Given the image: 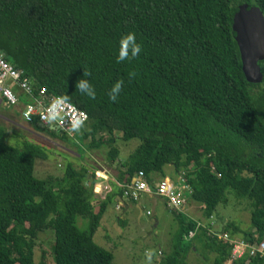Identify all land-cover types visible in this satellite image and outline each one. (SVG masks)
Returning a JSON list of instances; mask_svg holds the SVG:
<instances>
[{"label": "trees", "instance_id": "obj_1", "mask_svg": "<svg viewBox=\"0 0 264 264\" xmlns=\"http://www.w3.org/2000/svg\"><path fill=\"white\" fill-rule=\"evenodd\" d=\"M242 4L264 14V0H0L5 59L36 94L67 96L85 111L88 123L73 136L83 144L90 140V149L108 145L106 163L119 171L117 180L106 179L104 193L105 187L94 189L99 171L86 165L68 163L62 177L40 179L36 161L49 157L46 148L29 140L12 145L1 129L0 264H47L36 262L35 247L48 228L55 233V264H112L113 252L94 239L108 206L119 203L118 196L140 199L141 193L126 195L135 177L155 193V175L165 179L167 165L190 186L186 205L199 204L206 221L184 214L186 205L169 208L161 197L178 226L158 263L194 264L191 252L203 258L198 264H264L260 253L235 260L231 254L232 239L264 242V80L251 83L243 71L233 30ZM129 32L142 51L118 63L119 40ZM261 67L264 73V61ZM81 78L93 86L95 99L76 89ZM117 81L122 89L113 102L109 92ZM19 98L30 102L23 93ZM32 126L71 137L38 122ZM117 132L126 142L140 140L126 160ZM229 192L248 200L249 229L227 222L214 230ZM79 217L89 220L87 229L78 226ZM118 221L128 225L126 218Z\"/></svg>", "mask_w": 264, "mask_h": 264}, {"label": "rangeland", "instance_id": "obj_2", "mask_svg": "<svg viewBox=\"0 0 264 264\" xmlns=\"http://www.w3.org/2000/svg\"><path fill=\"white\" fill-rule=\"evenodd\" d=\"M12 87L19 91L17 87ZM23 106L22 102L16 105H8L0 101V130L4 129L6 131V138L12 145L21 146L24 140H29L46 148L49 157L36 161L35 174L38 178L44 179L49 176L60 178L63 176L68 163H72L76 168H82V165H86L93 170L108 162V145H102L100 149H90L86 147L90 140H86L85 144H83L79 138L73 136L75 133L70 135L71 137L67 141L61 137L59 131L58 137L38 131L32 125L24 122L20 114ZM116 136V146L121 149L120 157L122 160H126L140 144V140L132 139L126 142L121 138V133L117 132ZM82 145L84 146L82 147ZM165 170L174 183L183 184L172 166L167 165ZM98 176L96 181L98 180L99 184L94 187L96 190L100 186L108 185L109 181L106 180L107 178L112 179L111 175L106 176L100 173ZM159 177L160 175H155L156 179ZM102 182L103 184L100 185ZM90 183H88V186H92ZM56 184L59 185V181ZM105 189L106 187L104 191ZM188 196L190 197L189 193ZM96 198H98V195ZM228 198V204H220L217 208V223L214 226V230L222 231L227 222H234L243 230L249 229L251 227V212L248 200L236 198L234 193L230 192L228 193ZM131 204V210L125 214V218L128 219L126 227H122L118 221L119 217H123L122 209L117 210L115 203L110 204L103 216L100 227L95 233L94 239L96 243L113 252L114 260L112 264H159L157 259H161L163 256L159 251L169 252L171 236L175 233L178 226L177 220L163 201L160 202L155 214L148 215L147 212L153 209L145 192L141 193V197L136 203ZM186 209L188 210H184L183 213L190 218L196 221H206L201 214L202 210L199 204L189 202L186 205ZM88 224L89 220L87 218H78V226L80 228L87 229ZM38 235L35 247L36 262L44 260L47 264H55L53 252L55 243L54 231L48 228L40 231ZM146 252L152 253L150 262L145 255ZM202 259H199L195 253L190 252L189 254L191 263L198 264Z\"/></svg>", "mask_w": 264, "mask_h": 264}, {"label": "built area", "instance_id": "obj_3", "mask_svg": "<svg viewBox=\"0 0 264 264\" xmlns=\"http://www.w3.org/2000/svg\"><path fill=\"white\" fill-rule=\"evenodd\" d=\"M12 86L17 87L19 91ZM21 93L30 100L27 104L23 103V110L20 113L24 122L29 125L38 122L42 126L50 128L55 126L58 128V131L73 135L71 121L74 118L86 117L83 127L88 123V114L74 103L68 100L67 102H61V96H49L44 90L36 94L32 83L23 77L21 70L5 59L4 54L0 50V101L8 105H16L20 102L19 95ZM104 172V170L99 171L101 174H104ZM179 179L183 184L174 183L170 177H166L157 184L155 192L158 196L166 198L169 208L178 211L184 209L187 204L184 192L190 189V186L184 182L182 176ZM127 187L126 195L129 197L134 196L138 198L142 192H151L149 184L142 179V176L135 177L132 185ZM221 237H224L226 240L230 239L228 233H224ZM230 242L233 245L231 254L234 260L243 258L247 253L250 256H255L257 253L264 256V242L254 245L243 239H232Z\"/></svg>", "mask_w": 264, "mask_h": 264}, {"label": "water", "instance_id": "obj_4", "mask_svg": "<svg viewBox=\"0 0 264 264\" xmlns=\"http://www.w3.org/2000/svg\"><path fill=\"white\" fill-rule=\"evenodd\" d=\"M233 30L239 46L243 71L251 83L264 80V14L260 7L242 4L234 15ZM51 129L58 130L52 126ZM159 196H157L158 198Z\"/></svg>", "mask_w": 264, "mask_h": 264}, {"label": "clouds", "instance_id": "obj_5", "mask_svg": "<svg viewBox=\"0 0 264 264\" xmlns=\"http://www.w3.org/2000/svg\"><path fill=\"white\" fill-rule=\"evenodd\" d=\"M142 51V46L140 43L137 42L136 35L133 32L127 33L125 36H122L119 40V51L117 56V62H123L125 60L134 59L140 55ZM122 81H117L111 88L109 92V98L113 102L116 101L118 95L122 89ZM76 89L83 95H86L90 99H95L96 92L90 82L85 79L81 78L76 82ZM61 102H67L68 97H61ZM86 117H79L74 118L71 121V131L72 132H79L85 123ZM146 257L148 258L149 262L151 261L152 253L146 252Z\"/></svg>", "mask_w": 264, "mask_h": 264}, {"label": "crops", "instance_id": "obj_6", "mask_svg": "<svg viewBox=\"0 0 264 264\" xmlns=\"http://www.w3.org/2000/svg\"><path fill=\"white\" fill-rule=\"evenodd\" d=\"M98 167H100V168H98ZM97 168H96V171H97V169H98V171H100V170H104L105 172H104V174H106L107 176H110L111 175V177H112V179L111 180H113V179H115V180H117V175H118V170L116 169V168H114V167H111V166H109L107 163H104V165H100V166H98ZM103 174V175H104ZM166 177H171L170 175H166ZM160 178H158V180H156V182H154V185L153 186H155L157 183H159L160 182ZM110 183V182H109ZM108 183V184H109ZM103 184V182L102 183H100V185H102ZM107 185V184H106ZM110 185V184H109ZM105 187V186H104ZM101 192H103L104 193V188L102 189V191ZM145 193H147V196H148V201H149V203H150V205L152 206V212L155 214L156 213V211L158 210V207H159V204H160V202L161 201H163L164 202V204H165V201H164V199L163 198H161V197H156V194L154 193V192H145ZM117 199L119 200V203H115V202H113V203H115V205H116V209L118 210V209H122V213H123V218H125V214H126V212H128L129 210H131V208H132V204H131V202H130V200L129 199H127V198H123V199H121L119 196L117 197ZM112 204V203H111ZM166 205V204H165ZM110 206V205H109ZM108 206V207H109ZM102 220H103V218H102ZM102 222V221H101ZM109 238V237H108Z\"/></svg>", "mask_w": 264, "mask_h": 264}, {"label": "bare ground", "instance_id": "obj_7", "mask_svg": "<svg viewBox=\"0 0 264 264\" xmlns=\"http://www.w3.org/2000/svg\"><path fill=\"white\" fill-rule=\"evenodd\" d=\"M21 102V101H20ZM17 104H19V103H17Z\"/></svg>", "mask_w": 264, "mask_h": 264}]
</instances>
